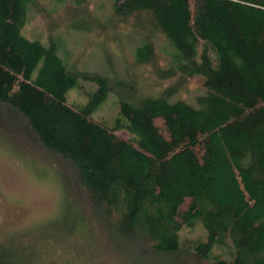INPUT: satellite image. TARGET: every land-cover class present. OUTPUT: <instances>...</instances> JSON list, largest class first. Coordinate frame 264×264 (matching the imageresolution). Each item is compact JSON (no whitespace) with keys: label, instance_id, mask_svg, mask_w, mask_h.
Segmentation results:
<instances>
[{"label":"trees","instance_id":"obj_1","mask_svg":"<svg viewBox=\"0 0 264 264\" xmlns=\"http://www.w3.org/2000/svg\"><path fill=\"white\" fill-rule=\"evenodd\" d=\"M89 1L0 0V104L69 163L117 235L174 260L264 264V0H108L105 23L128 22L138 38L134 63L168 82L158 94L75 65L60 35L93 29L100 15ZM60 11L61 30L25 35L30 20ZM192 79L194 103L172 97ZM82 80L96 84L88 102H68ZM109 93L119 105L112 124L94 116ZM196 227L202 238L182 235ZM51 242L0 240V264H45L39 247Z\"/></svg>","mask_w":264,"mask_h":264},{"label":"rangeland","instance_id":"obj_2","mask_svg":"<svg viewBox=\"0 0 264 264\" xmlns=\"http://www.w3.org/2000/svg\"><path fill=\"white\" fill-rule=\"evenodd\" d=\"M87 9L92 15H100L91 31L71 29L60 35L62 46L74 54L79 69L107 77L129 76L147 93L158 94L168 85L167 81L160 82L150 67L134 63L139 41L128 22L114 18L110 25L105 23L111 17L108 0H90ZM62 12L46 20L36 16L24 26L25 35L44 40L47 26L61 30ZM156 42V59L162 64L165 41L159 36ZM80 82L81 88L68 90V102L85 104L87 92L96 89L94 82ZM199 91L197 81L192 79L172 97L194 103ZM94 116L112 124L119 116L117 95L109 93ZM117 133L128 136L125 131ZM98 216L69 163L44 149L22 118L0 104V240L53 237L52 247H39L45 264H211L183 255L175 260L160 256L140 242L117 235ZM182 235L197 239L203 237V231L196 227L191 232L182 231ZM214 253L228 259L225 249H215Z\"/></svg>","mask_w":264,"mask_h":264}]
</instances>
